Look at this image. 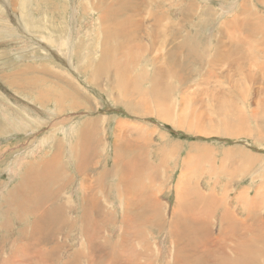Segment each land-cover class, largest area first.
I'll list each match as a JSON object with an SVG mask.
<instances>
[{
    "label": "rangeland",
    "instance_id": "374dc122",
    "mask_svg": "<svg viewBox=\"0 0 264 264\" xmlns=\"http://www.w3.org/2000/svg\"><path fill=\"white\" fill-rule=\"evenodd\" d=\"M106 1L108 3L100 5L105 7L112 2V0ZM181 1L184 2L185 7L190 8H185L184 15L175 12L177 7L175 4L156 0L155 5L161 2L160 8L154 5L153 9L151 5H148V8L141 10L142 15L145 13L143 16L141 15L142 18L134 17V19L140 18L148 21L151 12L160 11L163 7L164 9L161 11L165 12L170 23L164 20L161 22L160 28H164L165 34H167V30H165L167 26L175 28L183 36L177 34L171 37L170 34L173 33L171 28V33L168 34L171 38H167L173 43L168 42L167 45H163L157 41L155 45H150L149 38L145 36L146 28L144 27L140 40L146 45V50L144 52L136 49L131 50L132 57L130 59H139H136L137 65L128 63V66L132 74L131 77L140 78L142 76V79L146 81L140 80L139 86L141 88L149 87L152 90H154L153 76L155 71L159 70V78L164 81V86L161 88L170 90V98L167 101L169 103H162V105L173 106L174 117L171 119L177 120L175 117H180L184 125L163 121L154 112H143L144 106L140 104L138 97H132V102L129 104L117 99L121 95L114 89L117 80L114 78V69L111 65L116 63V59L122 57L125 52L120 50L123 39L114 36V34L109 36L108 41L110 47H114L113 49H117V51L112 52L114 60L111 63L107 60L108 53L105 63L108 62L109 64H107L110 66L103 68L108 71V74H102L101 80L92 81L90 79V73H93L92 69L103 66L98 62L100 45L104 40L103 35L98 38L96 30H100L97 28L99 13L93 9L92 2L88 0H0V224L3 225H0V264H42L43 260L49 257L48 249L52 247L54 240L63 235L71 236L75 248L84 242V238L89 233L85 227L87 222L83 221L80 211L82 203L80 198L85 193V188L82 187V182L80 183L81 180L75 170L77 164L75 154L77 148L81 147V144L76 140L77 131L88 119L96 122L97 128L96 131L93 129V132L101 137V143L97 144L94 141L90 145V154H86L85 159L88 163L94 164L95 168H90V165L89 168H85L84 173L89 174L90 172V178L93 180L95 176H99V171L103 167L108 170L111 168L116 152L132 151L133 156L132 158L128 157V161L131 159L133 164H138L140 160L148 162V180L154 178L156 172L158 174L154 184L151 183V188L157 189L159 203L164 206L165 216L161 218L162 222H167L173 212L177 198L175 186L182 171L183 159L188 154L191 158L198 156L202 160L215 162L211 168L216 171H219L220 166L225 165L223 167L236 174L232 179L227 178L228 176L223 177L225 180L222 179L223 181L219 183L220 195L230 194V196L239 197L249 189L250 195L254 196L259 186H261L259 188L261 190L264 188V95L262 94L264 91L259 90L260 83L252 86V82L248 78V76L257 77V75L254 76V69H259V62L264 63V3L260 0H189L190 3L188 0ZM199 19L203 21L197 25ZM119 28L132 30L128 24L119 26ZM186 31L188 36L199 37L197 48L200 52L203 50L201 52L203 62L200 66L194 65V63L190 66L182 53V81L175 73L180 68L171 69L168 65L171 59L169 52L166 53V51L173 48L172 44H178L182 39L184 40ZM219 41L222 43L227 41V45L226 42L223 43L222 48L228 49V51H233L232 44H235L236 41L240 42L241 44L238 46L240 51L238 53L227 51V53L224 50L225 59L219 62L217 54L212 51ZM136 45L139 46L137 41H133L132 48L137 47ZM181 49L184 51L186 48L182 47ZM227 54L232 58L231 62L227 59ZM260 73L262 74H260L261 77L258 75V79L264 82V74L262 71ZM236 83L240 84L237 89L235 88ZM205 88L206 93H204ZM209 88L213 93L217 92L214 95H223L234 105L233 128L236 133L239 132L238 134H228L225 132L226 129L223 132V129L218 126V119L231 117V113L224 112L225 109L222 112L218 110L220 116L214 110L211 112V103L208 100V94L211 92H209ZM180 91L183 92L182 94L187 92L184 104L182 101L177 104L180 100L178 95ZM146 94L147 98L152 99L149 93ZM192 98H196L200 102L193 105ZM148 103L152 104L153 102ZM75 104L77 106L74 107ZM182 104L184 111L182 107L178 108ZM146 107L149 110H153V108L156 110V102L154 101L152 106ZM239 112L246 119L248 118L244 125L239 122ZM195 117L196 120L193 119ZM197 117H203L206 120L203 122L204 127H195V124L198 123ZM136 142L138 143L134 144ZM58 150L61 151L60 165L68 172V176L60 180L63 182H61L62 185H59V190H61L60 186L63 187L66 182L69 183L60 192L62 199L60 202L68 203L67 201H70L69 205L76 204L77 208L65 215L66 218L69 217L67 218L69 221L76 220V222L75 226H68L70 231L66 234L57 219L49 216H56L54 211H50L48 217L53 221L49 225L46 224L45 233L35 245L34 241L21 240L19 238L21 232L18 235L17 231L19 228L22 231L26 228L27 231L30 230L27 233L31 232L35 218L34 215L27 214L26 211L36 210L42 205L44 206L42 209H47L48 205L45 206L47 200L53 197L51 190H56L58 185L45 184L41 181L37 183L35 185L37 193L34 198L32 197L30 205L29 201L25 205L17 197L16 190L20 186L25 171H38L39 162L46 157L45 153L48 152V156H53ZM142 153H144V157L141 159ZM129 155L131 154L129 153ZM20 160L23 162L20 163ZM225 161H230L231 166ZM202 164L203 166L198 167L202 168L197 177L200 181L206 177L202 171L207 168L208 163L203 161ZM133 171L134 169H131L129 174ZM213 180L217 181L218 179L213 177ZM138 183L145 188L150 185L144 174ZM207 184L209 183L202 181L200 188L196 190ZM104 185L107 188L110 182L105 181ZM188 189V193L196 191L191 190L190 185ZM42 190L49 194L43 193ZM24 192L28 199L32 190L28 185H25ZM108 192L109 190L105 194L112 197ZM105 194H102L101 190L97 188V197L95 198L102 199L106 196ZM191 198L192 193L188 196V199ZM111 199L114 201V205L111 203L110 206L119 214L120 209L117 207V201L113 197ZM103 201L96 200L100 203ZM24 209L25 211H23ZM259 209L261 208L254 210H258V213L264 215L263 210ZM114 210H111L110 213ZM60 216L67 224V219L61 214ZM23 220L25 221L23 222ZM92 222L94 226L100 225L101 227L98 240L102 237L113 239L117 235H125L124 231L122 234H117L113 229L104 226L105 220L100 211L98 214L93 213ZM140 227L143 228L145 234L150 233L148 222L143 221L139 225L138 222L132 220L128 223V228L125 229L127 230L126 235L136 234ZM78 231L80 232L78 233ZM211 231L214 236L215 228L212 227ZM70 238L69 240H71ZM158 241L160 245H158ZM25 244H27V249L22 247ZM133 246L134 251L139 252V245L134 243ZM159 246L164 252H167L169 243L163 238L162 233L152 230L144 245L148 252V258L151 247H155L156 256L159 254ZM73 250L71 249L68 252L69 256L61 262L50 257L49 263L121 264L117 255L112 256L111 262L107 261L102 246L92 248L90 254H75ZM65 252V250L62 251L63 254ZM131 258L132 261L129 263L136 261L133 253H131ZM138 258L137 261H143L141 255ZM257 262L264 263L262 259H258Z\"/></svg>",
    "mask_w": 264,
    "mask_h": 264
},
{
    "label": "bare ground",
    "instance_id": "6f19581e",
    "mask_svg": "<svg viewBox=\"0 0 264 264\" xmlns=\"http://www.w3.org/2000/svg\"><path fill=\"white\" fill-rule=\"evenodd\" d=\"M88 1L92 2L91 5H93V9L97 10L99 13L97 20L99 26L97 28H99L100 30H96L99 35L98 38H100L101 35H103L104 37L103 38L104 40L100 45L101 50L99 52L100 57L98 62L101 63L103 66L102 68L94 67V69H92L93 73H90L91 76L90 79L92 81L101 80L102 74H108V71L104 70L103 68H108L110 66L108 65L109 64L108 62L111 63L114 60V55L112 54V52L117 51V49H113L114 47L113 48L110 47L108 41L109 36L114 34V36L123 39V43H121L120 50L125 52V54L122 55V57H118L116 59V63L114 64L112 63L113 65H111L112 69H114V78L117 80L114 84V89L119 91L121 95V97H118L117 99L125 101L129 104L130 102H132V97H138L140 104L144 106L142 108L143 112L145 113L154 112L155 115L158 116L159 119L163 121H171L184 125L180 117H175V119L177 120L171 119L172 117H174L173 114L174 110L172 109L173 106L169 107L170 105L169 106L162 105V103H167V104L169 103L167 101L170 98V90L167 88H161L164 86L163 84L164 81L160 80L159 78V70L155 71V74L153 76L152 83L154 85V90H152L149 87L141 88L139 86L140 80H143L144 82L146 81L142 79L143 78L142 76H140V78L131 77L132 74L128 66V63L132 65L138 63L136 61L137 58L130 59L132 57L130 54L131 50L136 49V50H140L141 52H144L146 50L145 48L146 45H144L143 41L140 40L141 32L144 27L146 28V30L144 29L146 31L145 36L149 38L150 45H155L157 41H159L163 45L164 44L167 45L168 42H171V40H169L167 37H169L168 34L171 33L170 30L172 27L170 28L167 26V28L165 29L167 30L166 31L167 34L164 33V28L163 29L160 28L162 21L165 20L167 21V23H170V21L167 20L169 18H167L165 12L161 11L162 9H164L163 7L161 8L160 11L158 10V11H153L151 13L149 12L150 15L148 21H144V19H140V18L134 19V17L137 16L141 17L142 8L146 9L148 8V5L149 6L151 5L153 9L155 7L160 8L161 2L155 5L156 0H112L109 6L105 5V7H103L104 5L103 6L101 5L103 3L106 4L107 2L106 0H96V2H94L95 0H88ZM163 1H169L171 2L170 4H175L177 6L175 12H177L179 15H184L186 13L185 8H189V7H185L184 2L181 0H163ZM260 2L264 3V0H260ZM188 3H190L189 0ZM190 13L192 14V12ZM201 21L203 20L199 19L197 25H199ZM125 24H128L132 28V30L119 28V26ZM177 27L179 26L177 25ZM188 27H190V25H188ZM180 28L182 29V27ZM172 31L173 33L170 34L171 37L177 34L182 35V33H180V31L175 28H172ZM185 33L186 34H184V40L182 39L181 42H179L178 44L177 43L172 44L171 47L173 48L170 49L169 51H166V53L169 52V57L171 59L170 60L171 62L168 65L170 66L171 69L176 67L180 68L175 73L182 81H183V76H182L183 61L181 59L182 53H184L183 55L184 59L187 58L188 65L194 63V65L197 64L200 66L202 65L203 62V57L201 53L203 50H201L200 52L199 48H197L199 37L197 36L196 38L198 39H196L195 36H188L187 31ZM133 41H137L139 46L136 45L137 47L132 48ZM225 42L223 43L227 45V41ZM223 43L219 41V44L217 43L216 44L217 46L214 47V49H212V51H214V54H217L220 60L219 62L225 59L223 55L224 50L226 52L228 51V49L226 50L222 48ZM240 44L241 43L237 41L235 44H232L233 45L232 47L233 51L231 50L232 53L233 52L238 53L240 51V48H238ZM116 45L118 46V44ZM182 47L186 49L183 51V49H181ZM108 53H109V58L107 59L108 60L107 62L108 64H107L105 62ZM227 59L229 61L232 59L230 58L229 54H227ZM235 62L232 63L235 64ZM258 65H259L258 66L259 69L257 68L254 69L255 73L252 71L255 74L254 76L257 75V77L253 78L252 76H248V78L252 82V86L260 83L259 90L264 91V82L263 80L261 82V80L258 79V75L262 74L260 73V71H262L264 74V63L259 62ZM105 77L108 76L105 75ZM111 77L113 78V76ZM232 83L234 82L232 81ZM239 85L240 84L236 83L235 88L237 89ZM205 91L206 88L204 90V93H206ZM210 91L211 89L209 90V92ZM224 91L226 90L224 89ZM146 93H149L150 95L149 94L148 95L152 96L151 97L152 99H149V97L147 98ZM182 93L183 92L180 91L178 94L180 100L177 99L178 100L177 104L180 101H182L184 104V102L186 101L184 97H186L185 95L187 92H185L184 94ZM216 93H213L211 91L210 94H208L209 96L208 100L211 103V112L214 110L219 115L220 112H222L223 109H225L224 112L231 113V117L218 119L219 120L218 126L221 127L220 129H223V132L225 131L224 129H226L225 132L228 134L231 135L238 134L239 132L236 133L235 129L233 128V121L235 119V116L233 114L234 105L231 104L230 101L226 100V98H224L225 96L219 94L214 95ZM262 94L264 95V93ZM188 99L190 101V97ZM154 101L156 102V110L154 108L153 110H149L146 106H152ZM192 101H194V103L191 102L193 105L196 104V102H200L196 98H192ZM148 102H153V103L149 104ZM183 104L181 106H178V108L182 107V110L184 111L185 109H183L184 108ZM75 106H77V104H75L74 107ZM238 117L241 125H244L248 119V118L246 119L245 116H242L240 112ZM193 119L196 120V117ZM89 120L90 119H88L83 123L79 131L76 130L77 131L76 140L81 144V147L77 148V152L75 154V157L77 158V164L75 165V170L78 174L77 176L81 180L80 183L82 182V187L85 188V193L82 194L81 198L79 197L80 200L82 201L80 211L82 214L83 221L87 222L85 227H87L89 233L84 238V242L78 245L79 246L78 248H75L74 246L75 243L70 238L71 237L70 235H63L61 238H56L54 240L52 247L48 249L49 257L45 258L42 264H50L49 263L50 257H54L58 262H61L65 257L69 256L68 252L71 249L72 250L74 249L73 252L75 254H90L92 248L101 247V246L103 248L104 256L106 257L107 261L111 262L112 256L117 255L119 262L121 264H264L262 262H257L258 259H262L264 261V215L258 213V210H254L256 208H261L259 210H263L264 212V190H263L264 188L261 190L259 189L261 188V186H259L254 196L250 195L251 191H249V189L245 190L243 194L240 195L239 197L230 196V194L220 195L218 189H219V183L225 180L223 177L228 176L227 178L232 179L235 173L223 167L225 165L220 166L219 171H216L215 169L211 168V166L215 165V162L213 163L206 159L202 160L198 156L196 158H191L190 154H188L187 157L183 159V163H182L183 172L181 171V174L175 186V193L177 195V198L174 204V209L172 210L173 212L171 213L167 222H162L161 218L165 216L163 212L164 206H162L163 204L159 203L157 197V192H158L157 189L153 190V188H151V183L154 184L156 178L158 177V174L156 172L155 177L148 180L147 177L149 170L148 162L140 160L138 164H133L131 162V159H129L128 161V157L132 158L133 156L132 151H127L122 153L116 152L114 157L112 156L113 161L111 168L108 170L103 167L99 171L100 172L99 176H95L93 180H91L90 178V172L89 174L85 172L86 174H88L86 176V174L84 173V170H86L85 168H87L90 165H91L90 168L91 167L95 168V165L88 163L85 159V156L86 154L87 155L90 154V145L94 141H96L97 144L101 143V137H99V135L93 132V129L94 131H96L97 128V125L95 124L96 122L94 123ZM197 121L198 123L195 124L196 128L204 127L203 122L206 120L203 117H197ZM137 143L138 142L134 144ZM125 146L127 147V145ZM129 153L131 155H129ZM45 156L46 157H44V159H42V161L39 162L40 167L38 171L36 172L25 171V174L23 175L22 180L20 182V186L16 190L17 197L20 198L25 203V205H27V202L29 201V205H30L32 197L34 198V196H36L35 193H37V189L35 188V185L37 183L41 181V182H45V184L52 183L58 185L56 190L54 189L51 190L53 191L52 192L53 197L47 200V203L45 205V206L48 205L47 209L45 208L42 209V207H44L42 205V207H38L36 210L26 211L27 214L34 215L35 218V219L33 218L34 220L32 223L31 232L27 233L30 230L27 231L26 228L23 229V231L22 229L19 228V230L17 231L18 235L21 232V234L19 235L20 237L18 236L21 240H25L26 242L34 241L33 243H35V245L40 241L41 236L45 233L44 229L46 227V224L48 223L49 225L53 221L48 217L50 211H54L56 216L54 215H49V216L51 218L57 219L62 230L65 231L66 234H68L70 231L69 227L75 226V222H76V220L69 221V219H67L69 217L66 218L65 216L67 215L66 213L68 212L70 213L71 211H73V209L77 208L76 204L74 203L75 205H69L68 203H70V201H67L68 197L66 200L68 203L60 202V200H62L60 196L61 190L69 185V183L66 182V184L63 187L60 186L61 190H59V185H62L61 182H63L60 180H63L68 176V172H66V169H64L60 165L61 151L58 150L57 153H55L53 156H48V152H46ZM143 157H144V153H142L140 158L142 159ZM232 157L234 156L232 155ZM203 161L208 163V165L207 168H205L202 171V173L206 175L205 179L202 181H205L209 184L205 185L201 189L196 190L197 188H200L202 182L199 179H197V177L202 170V168H198V167L203 166V164L201 165V162ZM21 162L23 161L20 160V163ZM226 162H228V165L231 166L230 161H225V163ZM131 169H134V171L131 174H129V171ZM69 174H71L70 178L72 179L73 178L72 173L70 172ZM142 174H144L146 181L150 183V185H148L146 188L138 183ZM213 177H217L218 180L214 181ZM105 181L110 182V185H108L107 188L104 185ZM25 185H28V187L32 190L28 199L26 198L24 192ZM189 185L191 187V190H196V191L188 193ZM40 187L42 188V185ZM97 188L101 190L102 194L107 193V190H109L108 193L111 194L114 200L117 201V207L120 209L119 214H117L116 211L112 208V206H110L111 203L112 205H114V201L111 199L112 197H108L105 194L106 196L105 197L102 196L103 197L102 199L95 198L97 197L96 196ZM39 190L41 191L40 188ZM43 193L47 195L49 194L44 191ZM191 193H192V198L188 199V196ZM96 200H104V201L100 203V202H96ZM24 203L22 204L25 207ZM111 210L114 211L110 213ZM23 211H25V209ZM99 211L102 213V218H104L105 220L104 226L113 229L114 231H116L117 234H122L124 231L125 235H117V237L113 239L102 237L101 239L98 240L97 237L100 234L101 227L100 225L94 226L92 219H93V213L98 214ZM59 212L62 216H64L67 219L66 222L68 225L63 221ZM111 215L114 216L111 217ZM132 220L138 222L139 225H141L143 221L148 222L150 225V233L152 232V230H157L160 233H162L163 238L166 239L169 243L168 246L169 248L167 252H164L163 249L159 246V251H158L159 254L156 256L155 247H151L148 258V252L146 251L144 245L147 243L148 235L150 233L148 235L145 234L143 228L140 227L136 234L126 235L127 230L125 229L128 228V223ZM24 221L25 220H23V222ZM129 226L131 227L132 225L130 224ZM212 227L215 228L214 236L212 235V231H211ZM79 232L80 231H78V233ZM69 238L71 240H69ZM134 243H137L139 245V252L134 251L133 248ZM158 245H160L159 241H158ZM26 246L27 244L22 246L23 249H27ZM63 250L66 251L65 252L66 254L64 253L65 255L62 253ZM131 253L134 254V259L136 261L129 263L130 261H132ZM139 255H141L142 257L143 260L142 262L137 261L139 260L138 258Z\"/></svg>",
    "mask_w": 264,
    "mask_h": 264
}]
</instances>
